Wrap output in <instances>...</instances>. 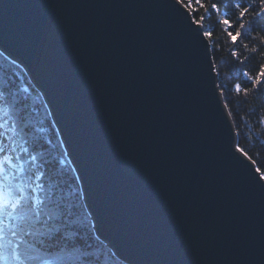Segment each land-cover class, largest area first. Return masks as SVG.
<instances>
[{
  "label": "water",
  "instance_id": "1",
  "mask_svg": "<svg viewBox=\"0 0 264 264\" xmlns=\"http://www.w3.org/2000/svg\"><path fill=\"white\" fill-rule=\"evenodd\" d=\"M190 16L175 0H0V50L42 95L116 257L264 264V180Z\"/></svg>",
  "mask_w": 264,
  "mask_h": 264
},
{
  "label": "snow or ice",
  "instance_id": "2",
  "mask_svg": "<svg viewBox=\"0 0 264 264\" xmlns=\"http://www.w3.org/2000/svg\"><path fill=\"white\" fill-rule=\"evenodd\" d=\"M175 2L189 14L203 9L205 15L190 16V24L195 26L205 44L209 53V72L215 78L221 73L215 63L218 57L214 55L217 50L214 30H208L204 22L206 17L219 15L222 8L227 10L219 24L224 26L222 30L229 43L237 46L240 41H248L243 43V48L264 57V0ZM229 11L232 20L228 18ZM229 28H233L235 34ZM230 55L239 59L237 51H231ZM219 60L220 64L225 62L222 57ZM243 76L251 87L242 88L240 83L234 87L237 95L244 92L243 103H248V95L259 92V86L264 84V64L259 65L255 76L247 71ZM215 87L223 94L222 84ZM27 112L26 98H18L10 85L0 84V264H103L102 254L89 242L92 238L85 239L78 228L86 220L80 191L74 190L64 178L63 159L52 157L49 160L45 152L40 151L44 148L40 138L29 137L31 125ZM259 123H264V119ZM235 151L251 159L239 144ZM33 152L37 154L33 155ZM256 171L260 172V169ZM260 179L264 180V172L260 173Z\"/></svg>",
  "mask_w": 264,
  "mask_h": 264
},
{
  "label": "trees",
  "instance_id": "3",
  "mask_svg": "<svg viewBox=\"0 0 264 264\" xmlns=\"http://www.w3.org/2000/svg\"><path fill=\"white\" fill-rule=\"evenodd\" d=\"M207 2V0H205ZM216 2V0H211ZM187 3V0H185ZM227 9L222 8L219 15L206 17L205 27L208 30H214L213 40L216 41V52L214 53L218 59L215 61L220 68V77L216 78V83L222 84L224 88L223 94L220 93L222 102L225 106L229 119L235 131V145L239 144L251 158L255 168H259L260 172H264V123H259L260 119H264V84L259 86V92L253 91L247 97L248 103H243L244 92L241 91L238 95L234 85L240 83L242 88L251 87V83L243 76V72L247 71L250 75L255 76L259 71V65L264 64V57L259 55V52L252 54L243 48V43L248 41H240L237 46L229 43V38L222 30L223 25L219 24V20L223 17ZM192 17L198 18L200 15H205L203 9L199 13H191ZM228 18L232 20V13L229 11ZM233 31V28H229ZM212 41H209L211 43ZM251 47L252 45L249 44ZM231 51L239 52V59L230 55ZM264 51V49H262ZM224 58V63L220 64L219 58ZM247 57V59H245ZM242 61V62H241ZM0 84H8L13 91L17 92L18 98L25 99L28 105L27 117L30 121L31 132L29 137H38L44 144V151L49 160L56 157L57 160L63 159L64 178L72 185L74 190L80 191V203L84 206L79 180L74 168L65 153L57 130L49 115V111L45 102L42 99L39 91L28 80L21 66L13 59L6 56L0 51ZM219 92L220 89L218 88ZM234 101H241L237 104ZM27 138V137H26ZM51 141V143H48ZM64 153L61 156V153ZM36 155V152L32 153ZM40 163L39 160L36 162ZM55 164V161H52ZM86 220L78 226L81 234L93 244V247L102 254L103 264H127L114 256L108 247L96 236L92 227L91 219L85 206L82 209Z\"/></svg>",
  "mask_w": 264,
  "mask_h": 264
},
{
  "label": "rangeland",
  "instance_id": "4",
  "mask_svg": "<svg viewBox=\"0 0 264 264\" xmlns=\"http://www.w3.org/2000/svg\"><path fill=\"white\" fill-rule=\"evenodd\" d=\"M14 60V59H13ZM16 63H18L20 66H21V68L23 69V71L25 72V69L23 68V66H22V64H20L18 61H16V60H14ZM25 74H26V76H27V78H28V80L30 81V79H29V77H28V75H27V73L25 72ZM31 82V81H30ZM37 89V88H36ZM38 90V89H37ZM40 93V92H39ZM42 96V95H41ZM43 99V98H42ZM52 120V119H51ZM231 121V120H230ZM53 123V122H52ZM232 124V123H231ZM233 126V125H232ZM56 129V128H55ZM66 153V152H65ZM259 173V172H258ZM260 174V173H259Z\"/></svg>",
  "mask_w": 264,
  "mask_h": 264
}]
</instances>
